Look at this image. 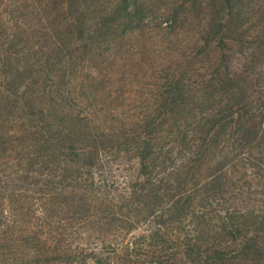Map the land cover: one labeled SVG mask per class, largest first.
I'll return each instance as SVG.
<instances>
[{"label":"trees","instance_id":"1","mask_svg":"<svg viewBox=\"0 0 264 264\" xmlns=\"http://www.w3.org/2000/svg\"><path fill=\"white\" fill-rule=\"evenodd\" d=\"M201 2L220 59L156 83L144 118L108 114L107 128L95 126L91 99L64 92L56 73L108 53L117 31L125 36L124 22L110 26L124 0L94 31L83 29L88 11L61 20L64 35L33 64L32 28L9 14V48L0 53V264H264V31L247 35V0ZM201 45L195 34L185 47L199 54ZM227 51L242 62H228ZM131 162L133 174L110 195L105 174Z\"/></svg>","mask_w":264,"mask_h":264},{"label":"rangeland","instance_id":"2","mask_svg":"<svg viewBox=\"0 0 264 264\" xmlns=\"http://www.w3.org/2000/svg\"><path fill=\"white\" fill-rule=\"evenodd\" d=\"M117 1L52 0L47 5L45 0H28L27 4L20 7L13 3L9 4V0H0V53L1 50L9 48L6 43L9 35V25L6 23L9 14L15 16L12 20L19 17L24 23L25 20L28 21V25L32 28L31 32L34 36L32 43L36 47L34 46L33 52L35 57L30 59L29 63L33 64L36 58L45 60L53 42L62 38L63 28L59 25L61 20L69 22L72 21L73 16L88 11L86 14L88 23L83 29L94 31L96 26H100L99 19L108 16ZM126 1L124 0L119 6L121 20L110 26L112 28L124 22L123 27L119 29L123 28L127 32L125 36H121L122 30L117 31L119 35L109 44L108 53L99 57L94 56L92 60H89L92 54L84 59L74 58L69 66L61 68L64 71L56 70L57 80L62 82L61 88L65 90L64 92L71 91L73 94L78 93L83 98L91 99L93 105L90 109L96 114L94 121L95 126L98 127L107 128L108 123H103L102 119L108 114L116 115L117 112H124L126 116L133 118L134 122L138 117L144 118L148 106L158 91L156 83L162 84L166 82L167 77L172 78L174 74L184 77L185 73L193 68L220 59L215 51L216 33H204L209 27H207L208 15L203 9V1L139 0L136 1L138 10L131 3L127 7L128 1ZM192 3H195L194 8L185 10L189 9ZM126 7L129 8V13L124 11ZM175 8L178 11H175L174 17ZM246 8L248 19L245 18L243 27L247 30L248 36L254 37L257 29L264 31L261 27L264 25V0H247ZM123 17L127 19L124 21ZM218 17L220 19L221 16L213 15L215 23H218ZM195 34L201 39L202 44L199 54H194L185 47L191 36ZM79 42L85 44L86 41ZM32 43L29 41L27 45L32 46ZM227 52L228 62L234 64L242 62L244 55L236 53L237 51ZM258 78L264 80V74H260ZM261 85H264V81ZM4 130L9 132V126H5ZM9 146L11 147V144ZM134 165L135 162H131L130 165L123 164L118 171L105 174L110 195L121 189L120 186L123 185L121 183L128 175L133 174ZM110 167L117 168L112 164ZM119 183L120 185H117ZM29 218L26 217V220L32 222Z\"/></svg>","mask_w":264,"mask_h":264}]
</instances>
